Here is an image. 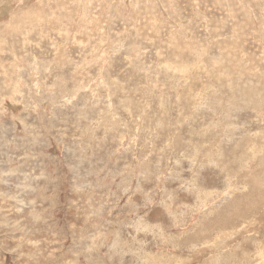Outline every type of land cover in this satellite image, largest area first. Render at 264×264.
<instances>
[{
	"label": "rangeland",
	"instance_id": "374dc122",
	"mask_svg": "<svg viewBox=\"0 0 264 264\" xmlns=\"http://www.w3.org/2000/svg\"><path fill=\"white\" fill-rule=\"evenodd\" d=\"M0 264H264V0H0Z\"/></svg>",
	"mask_w": 264,
	"mask_h": 264
}]
</instances>
